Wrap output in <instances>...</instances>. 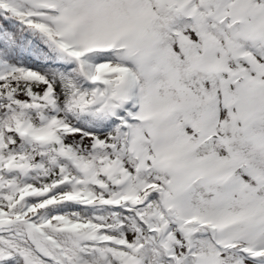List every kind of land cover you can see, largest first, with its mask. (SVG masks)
I'll use <instances>...</instances> for the list:
<instances>
[{
	"label": "snow or ice",
	"instance_id": "snow-or-ice-1",
	"mask_svg": "<svg viewBox=\"0 0 264 264\" xmlns=\"http://www.w3.org/2000/svg\"><path fill=\"white\" fill-rule=\"evenodd\" d=\"M0 264H264V0H0Z\"/></svg>",
	"mask_w": 264,
	"mask_h": 264
}]
</instances>
